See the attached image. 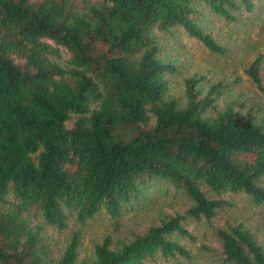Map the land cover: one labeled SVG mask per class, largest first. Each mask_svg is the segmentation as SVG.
<instances>
[{
    "label": "trees",
    "instance_id": "trees-1",
    "mask_svg": "<svg viewBox=\"0 0 264 264\" xmlns=\"http://www.w3.org/2000/svg\"><path fill=\"white\" fill-rule=\"evenodd\" d=\"M253 0H0V264H145L190 258L174 234L245 194L264 205V109H218L203 76L171 92L177 61L163 36L176 29L207 49L226 48L203 28L205 11L236 20ZM261 55L246 68L264 93ZM213 108V113L208 111ZM257 112H260L258 114ZM70 122V124H69ZM162 179L190 200L127 239L105 235L79 259L83 225L120 217L145 184ZM69 230L64 243L58 240ZM216 264H264L242 221L216 228ZM205 247V246H204Z\"/></svg>",
    "mask_w": 264,
    "mask_h": 264
},
{
    "label": "rangeland",
    "instance_id": "rangeland-1",
    "mask_svg": "<svg viewBox=\"0 0 264 264\" xmlns=\"http://www.w3.org/2000/svg\"><path fill=\"white\" fill-rule=\"evenodd\" d=\"M253 1L251 10L240 8L234 12L236 20L225 19L209 11L200 16L203 28L226 48L224 53L207 49L179 29L174 31L173 36L162 37L166 56L176 60L179 67L172 77V94L181 95L185 77L203 76V92L212 84L219 85L220 89L214 94L218 109L226 105L243 112L253 109V106L264 109V93L246 72L250 61L261 55L260 75L264 82V0ZM213 111L211 108L208 114ZM229 197L232 205L226 208L223 215L218 212L209 221L191 217L183 220L185 227L194 235L193 239L173 235L190 251V258L180 254L167 258L155 255L147 258L145 264H216L206 246H218L216 228L224 226L227 220L242 221L264 247V205L253 204L243 193L230 194ZM189 204L190 200L181 189L162 179L150 180L131 205L125 204L120 217L112 218L108 213L101 212L83 225L77 257H92L94 245L105 235H109L114 242L127 239L133 231L145 230L164 215L184 214ZM69 233V230H63L58 240L64 243Z\"/></svg>",
    "mask_w": 264,
    "mask_h": 264
}]
</instances>
